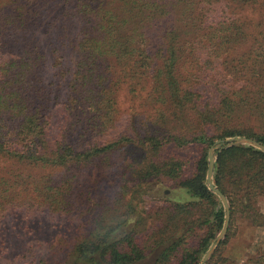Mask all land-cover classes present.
I'll return each mask as SVG.
<instances>
[{"label":"trees","instance_id":"trees-1","mask_svg":"<svg viewBox=\"0 0 264 264\" xmlns=\"http://www.w3.org/2000/svg\"><path fill=\"white\" fill-rule=\"evenodd\" d=\"M259 1L0 0V218L80 209L84 232L61 264H137L156 252L152 264H199L225 222L206 185L210 148L234 137L264 145V70L253 67L238 87L223 69L249 33L226 10ZM41 35L52 52L67 43L77 54L53 136L57 99L44 81L51 57ZM128 83L133 95L146 90L148 110L140 126L114 135ZM188 150L199 156L181 154ZM115 166L123 172L84 212L81 172L102 179ZM167 183L193 201H162ZM214 184L232 225L264 226L262 150L217 152ZM152 194L160 204L144 203ZM5 234L0 228V245ZM242 264H264V249Z\"/></svg>","mask_w":264,"mask_h":264},{"label":"rangeland","instance_id":"rangeland-1","mask_svg":"<svg viewBox=\"0 0 264 264\" xmlns=\"http://www.w3.org/2000/svg\"><path fill=\"white\" fill-rule=\"evenodd\" d=\"M218 10V12L222 13L220 8ZM226 11L235 18L241 19L242 22H245L249 32L246 41H244L241 46L239 45L237 51L233 54L231 60L228 63L229 65L227 64V66L223 68L225 69L226 80L229 81L232 80V78H235L234 84L239 87L242 85H247L249 82L248 80L250 78L247 77L251 74L249 71L254 68L256 70H260L259 72L264 70V0H260L254 5L244 7L243 9L232 8L227 9ZM39 38L45 51H47L51 57L44 73V81L52 91L53 97L57 99L56 103L52 102L50 110L48 111L51 122L50 134L53 136L56 134L58 123L62 118V103L67 97V83L69 77L71 76V71L74 70V66L77 61V54L70 46H68L67 43H60L58 46L59 50L57 52H52L54 47L52 46L49 38L43 35H41ZM131 87L132 86H130L129 83L126 84L119 94V113L116 118L117 120L114 135L126 133L130 125L134 124V126H140L141 122L143 121V118L138 117L137 115L139 113L142 115V111L147 109L146 104H142L145 100L146 90L144 89L133 95L131 93ZM145 88L148 89V86L146 85ZM196 89L200 90L201 86L196 85ZM236 138L247 137L226 138L224 140ZM218 141H216L212 146L215 148L216 153L215 165L217 161V152L222 151L218 150L220 147L219 144H216ZM240 145L251 146L259 149L251 144L246 143L234 146ZM212 147L210 148V151ZM210 151L208 158V169ZM181 154L189 159L192 158L193 160L199 156L198 152H189V150ZM2 165L4 164L2 161H0V166ZM120 166H122V164H120ZM115 167L116 168L109 170L108 174L102 179H98L97 177L90 178V169H86L81 172L80 182L77 186V189L78 193H81L83 197L84 202L82 209H84V212L89 206L95 205L100 199L105 197V192L110 189L108 182L116 179L123 172V170L118 166ZM190 167L191 165H189L186 169V173H188V175H191L192 170ZM208 169L206 173V185ZM154 187L158 188V185H154L151 188ZM163 187L164 191H166L167 197L166 199L162 198V201L167 200L178 203H188L193 201V199H191L184 191L179 190V188L174 183H167ZM207 188L209 189L208 185ZM214 194L219 197L224 207L226 217V209L222 199L218 194ZM144 203L146 205H155L160 204L161 201L157 199V194H152L144 198ZM259 204L262 212L264 213V197L260 198ZM81 213L82 212L80 209L75 210L70 214H62L52 213L49 210L42 208L34 214L24 217L16 218L12 215L1 217L0 228L5 231L6 236L4 244L0 245V264L63 263L68 258L72 246L75 243V236L84 232V229L81 227V222L84 221ZM220 233L217 235L216 239ZM216 239L212 242L211 246L206 251L199 264L203 261L210 248L214 245ZM223 242L225 243L222 244ZM192 245H194V242H192ZM260 248L264 249V226L253 229L240 222H235L232 225V222L230 221L227 235L221 241L220 245L216 247L209 261L212 260V264H242L247 260L248 256L255 254ZM157 254L158 252L153 253L149 256V258H146L137 264H152L157 259Z\"/></svg>","mask_w":264,"mask_h":264},{"label":"water","instance_id":"water-1","mask_svg":"<svg viewBox=\"0 0 264 264\" xmlns=\"http://www.w3.org/2000/svg\"><path fill=\"white\" fill-rule=\"evenodd\" d=\"M243 143L251 144V145H253V146L264 151V145L258 143L257 141H254L252 139H248V138H236V139L221 140V141H218L216 144L220 145L218 150L221 151L224 148L231 147V146L238 145V144H243ZM215 157H216L215 148L212 147V149L210 151V161H209V169H208V175H207V185H208L209 189L211 191H213L214 193L218 194L223 201V204H224L225 209H226L225 225H224L222 232L220 233V235L216 239L214 245L210 248V250L208 251V253L206 254V256L204 257L203 261L200 264H207V262L209 261V259L212 256V254L214 253L216 247H218L220 245L221 241L227 235L228 228H229L230 221H231V208H230L228 199L221 191H219L214 186V183H213V172H214V165H215Z\"/></svg>","mask_w":264,"mask_h":264}]
</instances>
